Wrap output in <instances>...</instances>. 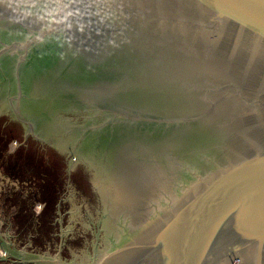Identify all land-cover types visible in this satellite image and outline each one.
I'll return each instance as SVG.
<instances>
[{
    "label": "water",
    "instance_id": "obj_1",
    "mask_svg": "<svg viewBox=\"0 0 264 264\" xmlns=\"http://www.w3.org/2000/svg\"><path fill=\"white\" fill-rule=\"evenodd\" d=\"M0 117V264H264V0H0Z\"/></svg>",
    "mask_w": 264,
    "mask_h": 264
},
{
    "label": "flooded vegetation",
    "instance_id": "obj_2",
    "mask_svg": "<svg viewBox=\"0 0 264 264\" xmlns=\"http://www.w3.org/2000/svg\"><path fill=\"white\" fill-rule=\"evenodd\" d=\"M3 112H4V110H2ZM2 114H4L6 117L5 118H7L9 121H13V122H16L14 119H12L11 120V118L10 117H8L7 115H6V113H2ZM9 115V114H8ZM59 116H60V114H59ZM64 116V115H63ZM62 121L63 122H67V121H70V120H61L60 118H54L53 119V122H57V125H60V124H62ZM6 123H7V121H4V120H2L1 119V117H0V131H1V133L5 130V128H6ZM18 124V123H17ZM23 131H24V139H23V141L25 142V140L28 138V136H31L32 134L30 133V132H27L26 133V131L23 129ZM59 134H61L60 132H58V133H55V135H54V137L56 136V139L58 140V141H55V143H56V145H57V149L59 150V148H62V149H64V145H65V143H67V140L64 138V135H59ZM4 136H5V134H4ZM14 136V135H13ZM17 135H15V137H16ZM19 138V137H18ZM11 139H15V138H11ZM40 139V143H39V145H41V143L42 144H44V142L46 141V139H43V138H39ZM3 140H6L5 139V137L3 138ZM16 141H18L17 139H15ZM2 143V142H1ZM4 143V142H3ZM20 143L22 144V141L20 140ZM68 144V143H67ZM23 145V144H22ZM21 146V145H20ZM57 150V151H58ZM65 152L67 153V156L65 157L64 155H62V156H64L65 158H67L68 156H71L72 154V152L71 151H66L65 150ZM65 158H64V163L66 164L65 166H67L66 168H65V166L63 167V169H61V171L63 170L64 172H65V176L66 177H68L69 179H70V175L71 174H67L68 172H70V170H71V168L70 167H72V169L74 168V167H78V164L76 165L75 163L77 162V158L76 159H74L73 158V160L72 161H74V163H69L68 162V160L66 159V161H67V163H66V161H65ZM67 171V172H66ZM72 174H75V178H78L77 177V175H76V173H72ZM84 174V173H83ZM74 178V177H73ZM81 178H82V172H81ZM36 203H38V202H36ZM35 203V204H36ZM34 204V205H35ZM27 220L28 221H32L33 219H34V217H32V216H30V215H33L30 211H29V214H28V212H27ZM50 216H52L51 214H44L43 216H40L39 217V221H38V223H39V225L41 224L42 226H43V228L44 229H47L48 228V226H49V224H51V217ZM21 232H22V230H21ZM63 248V247H62ZM8 259V258H7ZM10 260V259H9ZM2 261H5V260H2Z\"/></svg>",
    "mask_w": 264,
    "mask_h": 264
},
{
    "label": "trees",
    "instance_id": "obj_3",
    "mask_svg": "<svg viewBox=\"0 0 264 264\" xmlns=\"http://www.w3.org/2000/svg\"><path fill=\"white\" fill-rule=\"evenodd\" d=\"M4 137H5V139H6L5 141H8V140H10L12 137H15V136L10 135V134L4 136L3 132L1 133V131H0V144H3V142L1 143V140H2ZM4 143H5V142H4ZM22 147H23V146H22ZM22 147H21V148H22ZM20 153H21V149H20ZM19 157H20V155H19V156L14 155L13 158H11V160H9V164H10V166H13V167L19 169V167L21 166V161H19ZM25 170H27V169H25ZM5 196H6V195H5ZM5 201H14V199H12V197H11L10 199L7 198ZM22 212H23V211H22ZM19 221H21L20 223H22V227H24L25 225H28L27 215H26L24 212L21 214V218L19 219ZM36 239H37V238H36ZM7 261H8V260H7ZM1 262H5V263H6V261H1Z\"/></svg>",
    "mask_w": 264,
    "mask_h": 264
}]
</instances>
